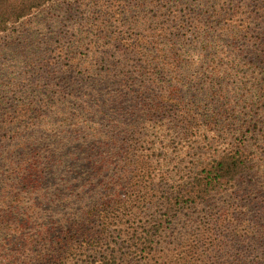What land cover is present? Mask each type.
<instances>
[{
  "label": "trees",
  "instance_id": "obj_1",
  "mask_svg": "<svg viewBox=\"0 0 264 264\" xmlns=\"http://www.w3.org/2000/svg\"><path fill=\"white\" fill-rule=\"evenodd\" d=\"M119 1L0 0V36L47 12L31 59L0 68V264H264V156L258 165L245 134L177 182L140 146L168 114L185 138L230 136L225 83L264 69L260 8L174 0L186 9L168 19L191 38L161 27L159 49L131 17L151 3ZM62 13L76 34L58 29ZM151 211L149 226L123 232Z\"/></svg>",
  "mask_w": 264,
  "mask_h": 264
},
{
  "label": "rangeland",
  "instance_id": "obj_2",
  "mask_svg": "<svg viewBox=\"0 0 264 264\" xmlns=\"http://www.w3.org/2000/svg\"><path fill=\"white\" fill-rule=\"evenodd\" d=\"M104 2H110L115 5H119V0H103ZM151 4L146 3V7L140 11L134 10L131 13V17L135 16L137 22L144 23L147 21V25L143 27V31L147 33L154 34L155 40L159 41V44L156 45L159 49L169 48L167 42L163 35V32L160 31L161 27L166 28L169 35L174 34L173 37L182 36L186 34V31L181 30L179 21L177 23H171L168 19L170 14L173 16L178 14L182 16L184 14L183 10L186 9V6H181L179 11L176 10V2L174 0L166 1H155L148 0ZM248 1V2H247ZM237 2H245L246 4H253V6H258L259 16H264V0H237ZM87 4V3H84ZM164 8V9H163ZM163 9L160 13L156 14L159 10ZM48 11V10H46ZM245 12V11H244ZM47 12H38L33 19L27 22V26H18L16 30L8 32L5 35L0 36V46L3 51L0 52V68L1 72L7 74V71L11 72V69L14 67L23 68L24 64L22 62L29 58L31 59L30 51H26L33 39V31L37 30V24H42L45 19ZM73 15V14H72ZM63 13L59 16L55 14V20L63 22L58 29L65 27V24L73 23V21L65 22ZM166 16L167 18L163 17ZM76 15H74V18ZM157 17V18H156ZM159 18V20H157ZM157 20V21H156ZM245 17L238 19V22L245 21ZM151 23L155 25L151 26ZM63 28L65 32H73L76 34L77 31L72 29ZM21 27V28H20ZM116 31V29H115ZM119 31L122 33L129 31L128 28L120 27ZM58 30H48L44 31L45 34L53 36L51 33H56ZM187 39H190L191 34L185 35ZM72 40L66 38L64 41L65 45H73ZM188 51H193L196 49H191L187 47ZM33 57V56H32ZM21 62V63H20ZM19 63V64H18ZM226 68V67H224ZM200 69V68H199ZM205 69L203 73H205ZM246 71V73H245ZM235 78L225 83V92L227 95V100L231 104L229 110L230 113V126L231 129L229 132V137H222L218 141L219 134L210 133L211 131L206 129V135H202L198 139V134L196 136H190L185 138L184 130H181V124H174L170 119L171 114H168L166 117L157 118L154 120L152 127L147 132H144V140L141 143V147L146 156L150 157V161L159 162L162 166V170L169 172V177L178 181L180 178H188L193 175V171L197 173L199 162L207 159L208 156H214L223 154L226 149L231 148V143L236 142L235 136L240 135V133L245 134L249 144L247 145L252 152L258 154V165L263 162L262 158L264 156V69L255 68V70H243L238 68L235 72ZM199 80L197 84L191 86V93L196 92L199 94L200 90ZM197 88V89H195ZM193 94V95H197ZM249 107L247 110L246 108ZM236 109L239 112H233L232 110ZM260 114V115H257ZM257 115V116H256ZM256 116V117H255ZM255 118V122L252 123V119ZM95 128H98L93 124ZM250 126L253 128L250 129ZM221 132L224 131V128L221 127ZM220 133V132H219ZM203 134V131L200 132ZM216 138V143L213 146L217 151H213L212 147L209 146L212 144V140ZM240 141H243V137L240 135ZM199 140L201 143L199 145L194 144L195 141ZM245 142V141H244ZM206 156H202L203 154ZM254 153V154H255ZM200 156V157H199ZM169 186H172L171 184ZM158 196L163 197L166 192H157ZM155 212V211H154ZM153 211L148 212L147 215H141L137 220L125 221V226L122 227L125 234L127 231L133 232L134 225L139 226H149V221L151 220V215L154 214ZM136 228V227H135ZM171 240L163 241V244L170 242Z\"/></svg>",
  "mask_w": 264,
  "mask_h": 264
}]
</instances>
